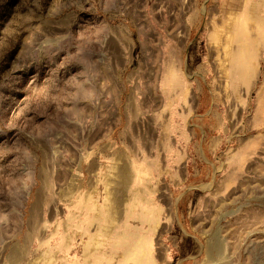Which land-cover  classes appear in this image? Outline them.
I'll use <instances>...</instances> for the list:
<instances>
[{
  "label": "rangeland",
  "instance_id": "rangeland-1",
  "mask_svg": "<svg viewBox=\"0 0 264 264\" xmlns=\"http://www.w3.org/2000/svg\"><path fill=\"white\" fill-rule=\"evenodd\" d=\"M0 264H264V0H0Z\"/></svg>",
  "mask_w": 264,
  "mask_h": 264
}]
</instances>
